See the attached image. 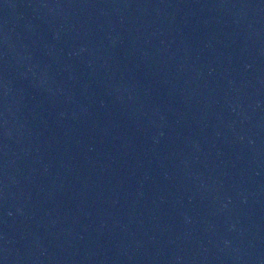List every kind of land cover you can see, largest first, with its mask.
Returning <instances> with one entry per match:
<instances>
[{"label": "water", "instance_id": "95a60500", "mask_svg": "<svg viewBox=\"0 0 264 264\" xmlns=\"http://www.w3.org/2000/svg\"><path fill=\"white\" fill-rule=\"evenodd\" d=\"M0 264H264V0H0Z\"/></svg>", "mask_w": 264, "mask_h": 264}]
</instances>
